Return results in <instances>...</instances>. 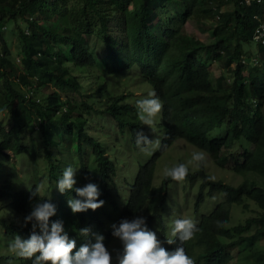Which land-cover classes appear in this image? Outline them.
I'll return each mask as SVG.
<instances>
[{
    "label": "trees",
    "instance_id": "obj_1",
    "mask_svg": "<svg viewBox=\"0 0 264 264\" xmlns=\"http://www.w3.org/2000/svg\"><path fill=\"white\" fill-rule=\"evenodd\" d=\"M217 1L0 0V112L6 118L0 117L3 241L16 235L28 237L32 224L24 226L23 217L38 199L55 204L57 211L50 221L62 220L77 248L85 242L78 229L89 227L104 235L108 249L116 238L111 224L131 220L144 208L153 230L154 222L163 218L166 188L174 181L164 177L160 187H154L156 160L177 138H184L209 154L216 165L226 167L231 162L243 181L234 185L214 179L204 161L196 171H188L185 177L192 182L202 180L195 202L200 214L197 230L188 241L173 238L177 243L167 244L161 222L157 226L163 247L173 250L182 243L194 264H229L234 259L229 248L249 243L238 254L237 264H264V246L256 248L264 240V45H260L261 65L257 62L248 75L244 72V48L252 41L259 18H264V0H229L233 9L216 15L212 4ZM163 12L170 14L167 20L159 18ZM217 16V23L209 27L215 41L209 44L180 28L192 18ZM9 31L18 39L16 52L6 36ZM212 63L222 64L227 72L213 77ZM133 70L162 101L161 139L152 157L140 164L125 198L120 197L116 181L117 161L89 130L99 111L95 107L102 102L106 107L101 113L110 114L121 130L128 124L142 125L131 116L135 107L126 102L124 79ZM236 148L242 151L237 153ZM76 159L85 180L90 182L92 173L98 177V199L105 203L96 210L72 213L66 201L76 193H60L56 188L63 169L75 167ZM18 164L24 176L15 171ZM206 187L209 195L218 193L223 200L202 212ZM246 200L255 202L261 214L230 225L231 206L245 208ZM1 259V264H30L12 254L4 253Z\"/></svg>",
    "mask_w": 264,
    "mask_h": 264
},
{
    "label": "rangeland",
    "instance_id": "obj_2",
    "mask_svg": "<svg viewBox=\"0 0 264 264\" xmlns=\"http://www.w3.org/2000/svg\"><path fill=\"white\" fill-rule=\"evenodd\" d=\"M214 7L215 14L218 15L223 11L232 10L234 5L229 0H220L212 4ZM170 14L166 12L160 13V19L167 20ZM218 16L214 18V20H206L205 18H192L187 21L185 25H180V28L187 34L191 36L198 37L204 44H209L215 41L212 31L210 30V25H214L217 23ZM7 38L13 43V50L15 49V45L18 43V39L16 34H13L12 31H9L6 35ZM1 46V45H0ZM246 51V65L244 67V72L246 75L249 74L250 70L254 67V64L259 62L257 66H260L262 63V52L261 46L258 45L253 40L250 43H247L245 46ZM16 52V49L14 50ZM18 64L21 65L20 59L18 56L12 57ZM249 58V59H248ZM257 59L256 61L254 59ZM211 71L213 73V77L219 76L224 71L227 70L223 67L220 63H212ZM130 71L127 77L124 79V87L125 93H128V97H126V102L130 103L135 107V109H131L132 115H137V110L135 106V101L137 99L146 97L149 92H151V87L148 82L143 81L139 75L137 74L138 71H134L131 73ZM123 80V79H122ZM117 82L121 83V80H117ZM116 82V83H117ZM115 88V86H114ZM120 92V90H118ZM127 95V94H126ZM98 104V105H97ZM95 109L99 108V111L96 112L92 116L91 120V128H90V135L95 136L99 139V141L105 145L108 149V152L112 158H114L118 163V175L116 177L117 185L119 183V194L120 197L128 198L130 193V186L134 180L135 174L137 173L140 164L148 161L153 153L159 148L160 146V139L161 133L159 130V120H160V113L155 117L154 124L152 129L150 130L147 125H140L139 128H135L133 125L128 124L123 130H121L119 123L113 120L110 114H103L101 110L106 107V103H97ZM264 108V102H263ZM0 117L5 119L3 113L0 112ZM132 118V117H131ZM139 118V117H138ZM132 122V120H130ZM9 125H7L8 127ZM143 128L145 133L148 135L149 139L152 141L151 144L148 145L149 150L145 152H141L136 144H135V131ZM223 131H220V133ZM132 133L135 138L132 137ZM211 135H214L212 133ZM159 141L157 145L156 142ZM68 143V142H67ZM66 143V145H67ZM249 144L248 142H246ZM237 153L241 152L242 149L236 148ZM193 152H202L204 154V165L209 174L214 179L224 180L227 183H231L234 185H238L243 181V176L236 174L232 169V163L229 162L226 167H220L216 165L214 160L211 158L209 154H207L202 149H199L197 146L193 145L192 143L188 142L184 138H177L173 144L163 152L161 156L158 157L156 160V169L154 175L153 185L154 187H160L164 175L163 169L165 166L171 167L176 163H185L186 167L188 168L189 172H194L199 167H197V162L189 163L191 159V155ZM40 156H44V152L40 147ZM87 160L91 162L90 158L87 156ZM45 160L40 161V165L43 164ZM234 162V161H233ZM75 168H79L76 172V184H86L88 183L85 180L80 162L76 159ZM19 177L24 176V171L21 165H17L16 170ZM91 181L93 183L98 182V177L95 174H91ZM97 181V182H96ZM202 180L198 178L195 181H191L188 178H184L183 180H174L172 181L166 188V204L164 210L162 212L163 218L162 220H157L153 224V231L157 234V239H159L162 243V234L166 233V237L170 236V230L172 226V222L176 218H191L196 221L197 217H199V213L195 212V202L200 196L202 191ZM98 185V184H97ZM46 187V186H44ZM56 190V188H55ZM209 188L206 187L203 189L205 194V200L200 206L202 212H207L212 205V208L215 205L223 200L222 195L216 194L209 195L208 194ZM124 198V199H125ZM247 201V207H243L238 204H233L231 206V222L230 225H235L238 223H244L247 218L256 217L261 214L260 208L256 205L255 202L251 200ZM124 200L120 199V206H124ZM3 205V202L0 201V207ZM1 209V208H0ZM201 212V213H202ZM139 216H144L145 218L148 216V211L144 208ZM164 223L165 226L162 227L161 232L158 231L160 229L157 225L160 223ZM229 225V227H231ZM255 228H252L254 231ZM4 234V231L0 227V236ZM15 237V236H14ZM235 237L234 239H236ZM10 239L7 237V240L3 241L0 237V256L2 254H10L7 250V244ZM233 239H230L231 242ZM228 242V243H229ZM121 243L118 238H115L112 243L110 244L108 250L113 257V261L115 262V258L117 257L119 250L121 248ZM264 246V240L259 241L256 243V248L260 249ZM249 243H246L242 246H231L229 251L234 256V259L229 264H237V256L241 252L242 249L248 248ZM13 255V254H12ZM4 259L0 260V264Z\"/></svg>",
    "mask_w": 264,
    "mask_h": 264
},
{
    "label": "clouds",
    "instance_id": "obj_3",
    "mask_svg": "<svg viewBox=\"0 0 264 264\" xmlns=\"http://www.w3.org/2000/svg\"><path fill=\"white\" fill-rule=\"evenodd\" d=\"M137 115L143 125L152 129L155 117L160 113L162 101L154 92L135 101ZM135 144L141 152L148 151L152 143L143 128L135 131ZM159 144V141L156 142ZM204 161L202 152H193L189 163L197 162L199 167ZM79 168L66 166L58 179L56 188L60 193L72 190L75 197L67 199L66 203L72 213L96 210L105 201L98 199L101 192L96 183L88 182L80 187L76 184V172ZM188 173L185 163H176L171 167L165 166L163 175L173 180H183ZM38 188H34L32 195H36ZM57 209L50 199H38L31 207V211L23 217V225L32 224V231L27 238L16 235L7 244L9 253L30 260V264H194L193 258L184 250L182 243H178L173 250L163 247L157 239L155 231L150 229L144 216H135L131 220L122 218L119 223L111 224V235L119 239L122 248L115 262L104 244L102 233L91 232L89 227L78 229L79 235L85 242L78 248L75 239L69 237L65 231L63 221L51 220ZM38 229V231H37ZM197 230L196 222L191 218H176L172 222L170 236L166 243L173 244L188 241ZM76 249L74 252L73 249Z\"/></svg>",
    "mask_w": 264,
    "mask_h": 264
},
{
    "label": "built area",
    "instance_id": "obj_4",
    "mask_svg": "<svg viewBox=\"0 0 264 264\" xmlns=\"http://www.w3.org/2000/svg\"><path fill=\"white\" fill-rule=\"evenodd\" d=\"M246 3H250L253 0H244ZM258 2H262L263 0H257ZM258 18V16H257ZM252 40L256 42L258 45H264V18H259V24L254 29ZM257 60L256 58L254 59ZM246 61V59L244 60Z\"/></svg>",
    "mask_w": 264,
    "mask_h": 264
},
{
    "label": "bare ground",
    "instance_id": "obj_5",
    "mask_svg": "<svg viewBox=\"0 0 264 264\" xmlns=\"http://www.w3.org/2000/svg\"><path fill=\"white\" fill-rule=\"evenodd\" d=\"M34 171V170H33Z\"/></svg>",
    "mask_w": 264,
    "mask_h": 264
}]
</instances>
